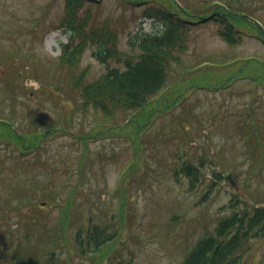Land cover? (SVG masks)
<instances>
[{"label":"rangeland","instance_id":"obj_1","mask_svg":"<svg viewBox=\"0 0 264 264\" xmlns=\"http://www.w3.org/2000/svg\"><path fill=\"white\" fill-rule=\"evenodd\" d=\"M210 1L181 0L191 11L181 16L195 23L178 27L185 36L168 72L173 89L126 125L127 113L86 106L84 88L143 51V36L163 29L155 18L176 11L171 0H0V117L22 133L65 127L39 138L0 126V264H183L208 237L221 238L235 199L245 227L249 216L263 219L227 260L264 264V206L254 208L264 201V33L227 13L240 32L229 42L210 19L223 5L205 7ZM232 4L264 23V0ZM105 26L116 33L115 53L102 62L87 33ZM66 43L80 46L71 63ZM93 123L106 125L91 131ZM177 151L197 165L204 158L194 191L177 179ZM89 220L91 232L118 233L101 260L80 250Z\"/></svg>","mask_w":264,"mask_h":264},{"label":"trees","instance_id":"obj_2","mask_svg":"<svg viewBox=\"0 0 264 264\" xmlns=\"http://www.w3.org/2000/svg\"><path fill=\"white\" fill-rule=\"evenodd\" d=\"M78 1L82 3L85 0ZM232 1L237 0L221 1L220 4L214 6L220 7L223 5L221 7L224 10L213 11L212 17L210 18L211 20L217 21L222 26L219 30V34L233 43L236 41L235 36L240 33L234 24L227 18V13L238 15L239 17H248L251 22L264 33L263 28L255 23L248 15H244L237 10V8L233 6ZM171 2L176 7V11H169L166 16L164 15L158 18L163 23V29L160 32L149 33L146 37L145 35L143 36L144 38L141 40L143 51L138 57L126 58L125 68H111L100 81L84 88L83 94L86 106L92 103L96 108H100L105 112L107 116L111 118L118 117V112L128 113L142 109L149 102L150 98L164 86L168 77L170 65L175 61H180V58L175 55L173 50L176 46L181 47L185 32L179 31L178 27L195 23L193 20L185 19L181 16V13H190L191 11H188L187 7L185 8L182 6L180 0H171ZM100 30L101 29H97L96 27H91L87 35L93 38V41L97 42L96 48L93 51L94 56L105 62L109 55L115 53L113 46L109 44L115 38V33L113 34V31L108 30L107 26L103 27L102 34L98 33ZM79 47L80 46H76L68 50L69 45H66L63 53L65 54V60L73 62L76 53L79 52ZM199 166H204L203 160L199 165L190 161H184L182 164L181 169L184 174L189 177V188L191 190L199 186ZM213 186H215V183H210L208 188L212 189ZM232 220L233 219H227L219 224L221 233L230 222H233ZM250 220L254 222L250 224V227H253L259 221V218L253 215ZM240 230L241 229L236 232L228 244H225L220 251L217 252L213 264H221L227 254L232 250L233 245L238 243L237 238L239 237ZM109 237L110 235L104 233L99 227H94V230L92 232L90 230L85 238L86 246L90 249H95ZM213 243V239H210L206 242V246L205 243L201 244V246H205V248L202 250H200V248L197 249L196 258H201L208 249L212 247ZM193 261L194 259H187L185 264H193Z\"/></svg>","mask_w":264,"mask_h":264}]
</instances>
